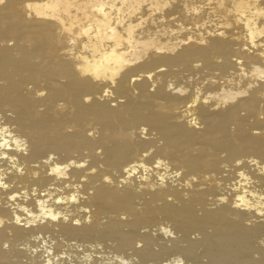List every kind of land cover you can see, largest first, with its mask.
I'll return each mask as SVG.
<instances>
[{"label": "bare ground", "instance_id": "bare-ground-1", "mask_svg": "<svg viewBox=\"0 0 264 264\" xmlns=\"http://www.w3.org/2000/svg\"><path fill=\"white\" fill-rule=\"evenodd\" d=\"M68 258L264 264V0L0 2V264Z\"/></svg>", "mask_w": 264, "mask_h": 264}, {"label": "rangeland", "instance_id": "rangeland-1", "mask_svg": "<svg viewBox=\"0 0 264 264\" xmlns=\"http://www.w3.org/2000/svg\"><path fill=\"white\" fill-rule=\"evenodd\" d=\"M41 244H43V243H41ZM38 249H40V248H38ZM61 255H63V254H61ZM61 255H60V256H61ZM63 256H64V255H63ZM72 260H73V259H71V261H72ZM67 261H68V263L70 262V261H69V258L67 259ZM166 263H167V262H166ZM69 264H76V263H75V260H73L72 263L70 262ZM118 264H122V263L120 262V263H118Z\"/></svg>", "mask_w": 264, "mask_h": 264}, {"label": "snow or ice", "instance_id": "snow-or-ice-1", "mask_svg": "<svg viewBox=\"0 0 264 264\" xmlns=\"http://www.w3.org/2000/svg\"><path fill=\"white\" fill-rule=\"evenodd\" d=\"M0 2H2V0H0ZM237 163H239V161H237ZM6 186V185H5ZM178 264H179V262H178Z\"/></svg>", "mask_w": 264, "mask_h": 264}]
</instances>
